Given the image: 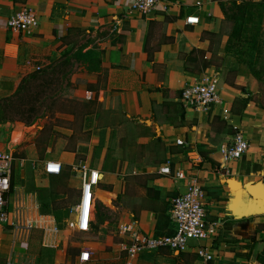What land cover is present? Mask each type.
Wrapping results in <instances>:
<instances>
[{"label":"crops","instance_id":"crops-1","mask_svg":"<svg viewBox=\"0 0 264 264\" xmlns=\"http://www.w3.org/2000/svg\"><path fill=\"white\" fill-rule=\"evenodd\" d=\"M133 1L0 0V85L11 84L21 70L56 64L62 53L71 49L67 48L70 41H76L74 38L79 34L86 39L77 46L73 44V50L80 46H86L85 50L92 47L103 50L100 70L89 71L85 65L76 64L75 71L69 76L70 82L75 83V91L73 95L71 92L61 96L86 104L98 102L105 121L100 120L98 110L94 115L85 109L79 114L84 119L78 131L89 133L88 142L77 143V149L72 147L61 153L49 150L50 155L45 157H23L26 163L39 161L43 171L49 160L72 166L81 179L80 196L82 175L78 166H91L93 149L97 147L103 153H110L117 141L123 140L125 145L132 143L134 149L144 153L128 150L126 156L119 157L118 163L108 165L109 169L91 166L103 175L96 189L108 194L118 192L123 199V208L131 212L124 226L132 225L147 235L172 233L175 230L170 213L172 199L187 190L191 179H196L207 191L208 220L216 223V233L202 242L191 241V246L182 251L180 258H168L164 254L166 248L142 252L134 257L124 251L126 256H123L120 243L117 246L121 251L110 255L103 243V246L76 244L63 228L58 227L49 237L45 228L56 226L55 216L42 213L36 195L23 190L21 185L16 187L26 194L37 226L28 241H14L9 227L0 225V261L2 259L4 264L8 261L38 264L45 254L43 251L50 248L54 251L51 264H79L82 249L91 253V260L84 264H114L116 259L123 264H153L146 259V253L152 252H158L167 264H204L196 252L200 243L213 251L215 264L239 261L237 256L243 250L238 251L235 245L237 239L245 237L238 232L244 229L231 228L229 221L252 219L251 203L259 199V192L264 203V104L253 97L258 81L244 64L237 66L236 77L245 83L248 91L242 93L227 82L224 71L213 61L218 56L225 58L228 32L232 27L225 18L220 0H163L149 13L131 11ZM198 1L200 5H197ZM25 5L36 10L39 24L33 33H15L8 28L7 20ZM191 15L198 16L199 22L188 23L186 18ZM72 32L73 40H70ZM195 49L205 53L202 57L198 55L201 70H188L185 55ZM188 65L194 67L191 61ZM203 77L217 79L219 103L209 109L187 107L181 100L182 88ZM68 112L62 114L76 120V110ZM57 129L66 135L75 131L73 126H58ZM237 131L247 138L249 149L241 158L225 161L221 147L230 142ZM178 139L184 143L178 144ZM83 146L86 152L81 154L80 147ZM201 148L207 151L208 159L200 154ZM167 162L174 171L184 170L186 178L161 173V166ZM115 166H118L117 171ZM129 167L132 171H128ZM114 170L132 177L124 181ZM49 179L42 177L40 185L49 186ZM131 181L136 190L140 189L141 194L136 195V199L135 194L133 197L126 192L127 182ZM143 196L146 201L140 204ZM96 198L102 202V198ZM258 206L254 204V207ZM96 214L97 210L92 225L97 222ZM256 217L262 225L259 235L264 239V213L256 214ZM180 252L174 251L175 254ZM244 259L241 263L256 262L249 261L248 257Z\"/></svg>","mask_w":264,"mask_h":264},{"label":"rangeland","instance_id":"rangeland-1","mask_svg":"<svg viewBox=\"0 0 264 264\" xmlns=\"http://www.w3.org/2000/svg\"><path fill=\"white\" fill-rule=\"evenodd\" d=\"M76 36L74 39L76 41H70V45L67 46V48H73V46L76 44L79 45L86 39V36ZM70 40H73V32L71 34ZM76 42V43H73ZM74 44V45H73ZM218 56V55H217ZM231 60L225 59L221 57H217L213 59L215 63H217L221 70L224 71L225 77L229 78L230 80L233 78V73L237 74V71L232 72L230 74V66H231ZM240 65V64H239ZM238 65V66H239ZM40 67V66H39ZM42 69V68H41ZM38 71V66H36L34 69H31L30 71L21 70L18 74V77L16 80L12 81L10 84L9 82H6L2 85H0V103L3 102V99L11 97L9 100H5L8 103L7 108V116L8 118L2 119L0 115V153L7 154V153H13L15 157H23L26 158H40L45 157V155H48V151L51 150L53 153H61L64 149H70L74 148L77 149V143H86L89 141V133L88 132H80L78 131L79 126L83 125V119L79 116V114L86 110H89V114L95 113L98 110V114H101L100 120L105 121L104 113L101 112L99 109V103H88L86 104L84 101L81 100H73L70 99V97L61 96L63 94H59L58 97H50L47 96V101L44 102V96H41L38 101H35L38 108L40 110L38 111V115L34 117V121L30 124L27 123V119H29L30 112L28 111V107L32 105L34 102L31 100H21V96L18 93V88L21 85L22 79L25 76H28L34 71ZM84 72V70H82ZM80 73V70L77 72ZM76 73V74H77ZM74 74L72 76L73 80L75 78ZM257 93L253 97H257L260 103L264 104V78L262 81L257 80ZM75 85L74 81L72 83ZM36 87L34 85L28 84L24 88V93L26 94L29 91H32L35 89L42 90L43 86L37 82ZM76 87V86H75ZM75 91V88L71 90L72 95ZM21 94V95H22ZM53 99H57L55 102ZM54 103H53V102ZM44 102V103H43ZM12 104V108H9ZM90 104V105H89ZM43 105V106H42ZM76 110L75 113V119H69L70 117L63 115L62 113L67 112L66 114H69L68 111L70 110ZM61 110H66L65 112H59ZM1 112V111H0ZM99 116V115H98ZM27 118V119H25ZM89 119V118H88ZM58 126L63 127H70L73 126L75 131L72 135H66L65 133L59 131L57 129ZM77 130V131H76ZM132 143H129L125 145L123 143V140H121V143L118 141L113 144L115 145L114 149L110 151V153H103V151L100 148L95 147L93 149V155L91 159V166H97L102 167L103 169H109L110 167L108 165L113 164L114 162L118 163L120 156H126L127 151L134 149V145H131ZM79 146V145H78ZM134 151L136 153L141 154L144 153L143 150L135 148ZM81 154H84L85 147H80ZM156 153V152H155ZM50 155V154H49ZM116 155V156H113ZM36 164H31L30 162L26 163L25 166V172L21 173V168L16 169L12 179L16 180L15 188L16 186H22V189L28 192H33L34 195L37 197L36 187L41 186L39 180L41 178H48L49 176L44 173L42 170L41 164H39V161H36ZM64 166V172L69 173V178L64 180L57 176H54L53 180L50 181L49 184L53 185V189L59 190L60 193H58V200L61 201V204L67 207H71V213L69 218L66 219L64 228L66 231V234L69 235L70 240L76 242V244H79L80 246L87 245L90 243H95L98 245L105 246V251L108 252V254H112L115 252L121 251L119 246V243L121 245L122 242L126 240L127 234H125L122 231V228L124 226V221L130 218V213L125 210L124 203L122 202V196H118V192H114L111 194H108L107 192H102L96 189V197L102 198V204L103 208H101L99 211L101 213L102 220L99 219L98 213L95 215V221L96 224L92 226L90 231H79L78 229L71 226L70 221L74 219V214L72 212V208L77 203V199L79 196V186L81 183V179L78 176L77 171L73 169L72 166L69 165H63ZM118 166H115V169L117 171ZM129 167L128 171H132V168ZM115 171V170H114ZM115 171V172H116ZM126 171V172H128ZM63 172V171H62ZM117 173V172H116ZM117 177L119 179L124 178V181L127 180L128 177H132L129 174H125V172H122L121 170L117 173ZM103 178V175H102ZM13 181V180H12ZM118 182V181H117ZM104 186V184H103ZM99 187H102L99 186ZM19 188V187H18ZM21 189V190H22ZM126 192L134 197L135 199L136 195L141 194L140 189L135 188L134 182H127L126 186ZM140 197V196H139ZM144 197V196H143ZM141 198V197H140ZM38 201V199H37ZM146 201V198L144 197L143 203ZM40 207V206H39ZM97 210V208H96ZM98 211V210H97ZM256 214L253 213L252 219H236L233 221H229V226L231 228H242L244 231H238L240 235H244L245 237L240 238V240H236L238 243H236V247L238 248V251H240L238 256L240 264H247V263H241L244 261L245 257L242 256L244 253H247L250 248L249 245L253 241V237L256 238V240H264L261 235H259L261 231L262 225L256 221ZM126 219V220H125ZM59 223H56V226L59 227ZM238 230V229H237ZM236 230V231H237ZM235 241V242H236ZM263 244V243H262ZM260 243L257 244L256 249H260L262 245ZM102 245V246H103ZM118 245V246H117ZM54 248V247H53ZM45 254L37 261L38 264H51L53 259L54 251L53 249H48L43 251ZM237 252V251H236ZM151 253V252H150ZM158 252H152L151 254L146 253L147 257L146 259L148 262L153 264H167V262L159 257ZM122 255L126 256L125 252L122 250ZM168 258H172L170 254L167 255ZM112 257H110L109 260H111ZM242 260V261H241ZM1 261H3L1 259ZM0 261V264H4ZM113 262V260H111ZM118 261V262H117ZM116 263L114 264H123L121 260L116 259ZM33 263V262H31ZM176 264H185L181 262H175ZM173 263V264H175ZM6 264V263H5ZM254 264H264V258L261 261H257Z\"/></svg>","mask_w":264,"mask_h":264},{"label":"built area","instance_id":"built-area-1","mask_svg":"<svg viewBox=\"0 0 264 264\" xmlns=\"http://www.w3.org/2000/svg\"><path fill=\"white\" fill-rule=\"evenodd\" d=\"M163 0H134L131 11L149 13L157 9ZM201 2L198 1L197 5ZM188 23L199 22L198 16H188ZM39 24L36 10L25 5L19 11L12 14L7 20L8 28L19 34H30ZM39 68V67H38ZM182 100L187 107L209 109L219 103V87L216 78L203 77L199 81L189 83L182 88ZM183 144L182 139L177 140ZM249 141L241 131L234 133L232 139L221 147L224 160L241 158L249 149ZM26 159L15 157L13 153H0V225L9 227L14 241H28L37 221L31 214V208L26 194L18 187L12 186V178L16 169H24ZM82 175V189L78 202L73 206L72 212L75 218L70 221L71 226L79 231H90L96 210L97 198L95 189L101 181V171L88 165H79ZM63 165L60 161L49 160L44 165L47 174H61ZM160 172L173 175L176 178H186L184 170H173L170 162L160 168ZM207 191L196 179H191L185 192L172 199L171 218L175 223V233L171 235H147L134 229L132 225H125L122 231L128 239L121 243L123 251L128 256H137L146 251H157L161 248H169L173 251H184L191 246V241L202 242L211 238L216 233V223L208 220L206 207ZM47 234L53 235L58 230L57 226L45 228ZM196 252L203 259L204 264H215L213 251L205 245L197 246ZM91 260L88 249H82L79 254V264ZM7 264H13L8 261Z\"/></svg>","mask_w":264,"mask_h":264},{"label":"trees","instance_id":"trees-1","mask_svg":"<svg viewBox=\"0 0 264 264\" xmlns=\"http://www.w3.org/2000/svg\"><path fill=\"white\" fill-rule=\"evenodd\" d=\"M219 3L225 18L232 23L225 47V59L233 58V60L230 61V74L237 71V66L239 64H244L257 80L262 81L264 78V0H220ZM85 48L86 46H80L76 50L72 48L67 49L62 53V57L56 64L53 63L38 71L36 70L22 79L21 85L18 88L21 100H31L34 102L28 107L30 114L27 117H29V119L25 118L28 124L32 123L34 117L38 115L40 108H38L35 101H38L41 96H44L45 102L47 101V96L55 98L56 96L58 97L60 93H64L67 96L71 94V90L75 88V85L73 84L72 86L69 76L75 71L76 64L85 65L89 71L100 70L103 50L94 47L87 50H85ZM203 54L205 55V53L199 49H195L190 54H186V68L195 71L201 70V62H199L201 59L198 55L202 57ZM151 56L152 53L149 52V58H151ZM188 61L194 63L193 68H189ZM217 70L219 72L221 71L219 68H217ZM37 82L43 86L42 90L37 89L35 91L34 89L26 94H22L25 92L24 88L26 85L31 84L36 87L38 86ZM227 82L235 88H238L242 93H248L245 83L237 79L236 73H233V78L231 80L230 77L227 78ZM165 92L167 93L168 91L165 90ZM10 98L11 97L5 98V100H9ZM5 100L3 99V102L0 103V115L2 119L8 118V103ZM53 100L55 102L57 101V99ZM9 108H12V104ZM181 116L182 118L185 117L184 112L181 113ZM206 152L207 151L203 148L200 149V154L205 159H208L209 157ZM56 176L66 180L69 178V173L63 170L61 174ZM49 178L51 181L54 176L50 175ZM12 180V186L14 187L16 180ZM105 188L110 189L109 186H105ZM35 190L37 192L40 211L42 213L53 214L56 218V222L60 224L59 228H64L66 219L70 216L71 207H67L66 205L63 206L61 201L58 200V193H60V191H55L52 184L49 186H38ZM96 208L98 210L99 219L102 220L99 210L103 208V204L97 201ZM94 225L95 224L92 226ZM174 233L175 230L167 235ZM260 243L264 244V240H256V238L253 237V241L249 245V252L244 253L242 257H248L249 261L252 262L263 260L264 245L262 244L263 246L260 247V249H256L257 244L260 245ZM162 250L163 248H161L160 251ZM164 250V254H170L173 258H180L183 255L182 251L180 254H175L174 251L169 248ZM236 264L240 263L237 262Z\"/></svg>","mask_w":264,"mask_h":264},{"label":"water","instance_id":"water-1","mask_svg":"<svg viewBox=\"0 0 264 264\" xmlns=\"http://www.w3.org/2000/svg\"><path fill=\"white\" fill-rule=\"evenodd\" d=\"M260 196L261 195H260V192H259V199H254L253 202L251 203V210H253L254 213H258V214L259 213H264V203H263V199ZM254 204H257V205H260V206L259 207H254ZM250 212L251 211H249V213Z\"/></svg>","mask_w":264,"mask_h":264},{"label":"bare ground","instance_id":"bare-ground-1","mask_svg":"<svg viewBox=\"0 0 264 264\" xmlns=\"http://www.w3.org/2000/svg\"><path fill=\"white\" fill-rule=\"evenodd\" d=\"M102 178V175L100 176ZM262 196L264 197V192L262 193ZM259 207V206H258ZM74 218H75V215H74Z\"/></svg>","mask_w":264,"mask_h":264}]
</instances>
